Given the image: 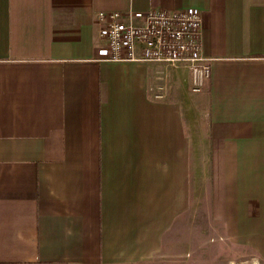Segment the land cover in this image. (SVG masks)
I'll return each mask as SVG.
<instances>
[{"label":"crops","instance_id":"obj_1","mask_svg":"<svg viewBox=\"0 0 264 264\" xmlns=\"http://www.w3.org/2000/svg\"><path fill=\"white\" fill-rule=\"evenodd\" d=\"M150 9L202 15L200 92L185 67L104 61L98 14ZM179 151L264 263V0H0V264L114 261L176 217Z\"/></svg>","mask_w":264,"mask_h":264},{"label":"rangeland","instance_id":"obj_2","mask_svg":"<svg viewBox=\"0 0 264 264\" xmlns=\"http://www.w3.org/2000/svg\"><path fill=\"white\" fill-rule=\"evenodd\" d=\"M203 191V185L189 181L188 152L179 151L176 217L165 225L150 220L147 233L131 247H118L114 261L106 264H259L250 249L237 245L220 222H215Z\"/></svg>","mask_w":264,"mask_h":264},{"label":"built area","instance_id":"obj_3","mask_svg":"<svg viewBox=\"0 0 264 264\" xmlns=\"http://www.w3.org/2000/svg\"><path fill=\"white\" fill-rule=\"evenodd\" d=\"M99 36L112 63H160L185 67L200 92L210 76L202 54V15L196 10L150 9L145 12H100Z\"/></svg>","mask_w":264,"mask_h":264}]
</instances>
